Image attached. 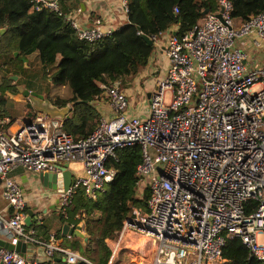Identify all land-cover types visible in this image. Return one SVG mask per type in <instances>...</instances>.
I'll return each instance as SVG.
<instances>
[{
    "label": "built area",
    "instance_id": "built-area-1",
    "mask_svg": "<svg viewBox=\"0 0 264 264\" xmlns=\"http://www.w3.org/2000/svg\"><path fill=\"white\" fill-rule=\"evenodd\" d=\"M29 2L64 16L80 39L96 41L114 30L99 20L82 27L58 0ZM121 5L127 13V0ZM232 11L231 0H217L182 35L166 30L168 66L142 116L129 113L118 82H101L96 99H105L112 114H101L86 137L75 138L63 129L64 119L41 112L15 131L0 117V179L11 210L0 221L11 243H33L47 256L42 261L0 249L3 264H55L57 257L92 264L55 234L45 240L26 225V199L12 171L55 173L67 165L72 182L56 192L65 213L78 190L96 199L117 173L107 160L134 144L141 149L136 194L148 189L149 195L145 209L132 207L123 220L116 244L124 233L136 237L132 247L143 239L133 249L139 264H223L226 237H238L248 256L264 264V65L253 54L264 45V12L239 22ZM162 33L149 37L153 44Z\"/></svg>",
    "mask_w": 264,
    "mask_h": 264
},
{
    "label": "trees",
    "instance_id": "trees-1",
    "mask_svg": "<svg viewBox=\"0 0 264 264\" xmlns=\"http://www.w3.org/2000/svg\"><path fill=\"white\" fill-rule=\"evenodd\" d=\"M67 1L58 0L64 13L70 10ZM231 1L232 15L239 22L264 12V0ZM216 6L217 0H127V21L110 34L87 41L80 39L67 19L54 11L36 10L29 0H0V28L4 29L0 33V117H13V101L7 92L20 93L19 86L32 90L37 80L49 78L71 91L70 95L49 98L57 106L72 105L63 129L75 138L86 137L100 116L93 103L101 93L99 83L118 82L120 87H125L147 65L154 44H149L142 35L151 37L173 26L177 35H182L204 15L205 9L214 11ZM35 50L39 70H33L31 65L30 54ZM261 62L264 65V57ZM47 66L52 69L46 77ZM12 75H17V79ZM28 106V115L32 116L35 113L29 102ZM140 161L138 144L119 148L107 160V166L115 168L117 173L104 191L93 200L86 198L81 190L75 193L65 213L60 210L58 217L61 223L74 227L82 224L88 237L85 242L80 237L69 239L61 227L57 232L65 235L64 247L68 248L67 241L70 249L91 263L107 264L110 249L105 239L120 231L132 207H146L148 189L142 195L136 194L135 171ZM32 226L37 236L40 231L48 232L44 224L35 222ZM222 257L226 260L223 264H259L248 256L247 248L238 237H226ZM55 264L69 263L59 260ZM74 264L90 263L78 260Z\"/></svg>",
    "mask_w": 264,
    "mask_h": 264
},
{
    "label": "crops",
    "instance_id": "crops-1",
    "mask_svg": "<svg viewBox=\"0 0 264 264\" xmlns=\"http://www.w3.org/2000/svg\"><path fill=\"white\" fill-rule=\"evenodd\" d=\"M67 3L70 6L68 13L74 16L81 26L85 28L92 27L95 25L96 21L99 20L102 27L116 29L127 21V13L123 11L121 0H68ZM171 28H176V26ZM166 36L167 32L165 30L158 36L147 65L127 82V86L121 87L127 93L131 103L132 101H135L137 96L142 95L144 92L147 99V93L154 90L158 85V82L164 77L165 70L168 66V58L163 50ZM30 56L37 57V55H34L33 53ZM262 57H264V54H261V58ZM151 83L153 84L152 89L149 87ZM21 95V92L14 95L7 92V96L13 101L11 105L13 117L12 119L7 117L9 118V124H7V127H9L11 131H15L20 124L26 122L34 115H28L29 107L26 108V106H24V109L19 107L22 100ZM28 102L31 105V102ZM93 103L100 115L112 114L105 99L95 98ZM132 106L130 105L129 107V113L137 115L135 113L137 110L135 111V108ZM32 110L37 113L33 108ZM144 111L145 110H143L142 115L144 114ZM39 173L41 172H32L27 168L20 166L12 171L11 175L21 184L23 195L26 199L27 210H31L33 212V216L31 218L33 220L32 224L38 222L39 224H44L47 227L48 232L43 234V231H40V236L38 237L46 240L48 236L53 233L57 237L58 241L64 246V237L60 236L57 232L64 224L60 222L58 217L60 213V206L57 202V190L44 186L42 184V179H39ZM45 200L46 202H44ZM10 214L11 210L2 195V181L0 179V219H7ZM0 239L10 241L9 233L3 227L2 223L0 227ZM25 255L26 256L24 257H35L42 261L47 259V256L43 253L42 248L39 246H36L35 248L27 247Z\"/></svg>",
    "mask_w": 264,
    "mask_h": 264
},
{
    "label": "water",
    "instance_id": "water-1",
    "mask_svg": "<svg viewBox=\"0 0 264 264\" xmlns=\"http://www.w3.org/2000/svg\"><path fill=\"white\" fill-rule=\"evenodd\" d=\"M208 12V9H205L204 14ZM219 15V14H218ZM3 28H0V33L3 32ZM142 37L149 43L152 44L153 41L147 36V35H142ZM14 54H17L15 51ZM13 79H17V75H12L11 76ZM19 91L22 93V95L26 98L29 99L31 102V106L36 112H41L44 113L48 116L55 117V118H61V119H66L69 117V113L72 109L71 104H66L64 106H57L52 103V101L45 95L41 94L38 92H35L31 89H27L24 86H19ZM149 92L147 93V96H149ZM72 173L67 169V165H64L62 170L60 172H41L39 173V179H42V184L47 187H51L52 189H56L59 192H62L66 190L69 185L72 182ZM59 203V199L57 200ZM33 216V212L31 210H27V216H26V225L30 226L33 222L31 219ZM1 227V223H0ZM82 225L77 224L75 227L68 224L64 223L62 225V233L65 235L69 236H77V237H82L85 240L87 237L84 235L82 231ZM27 247L30 248H35L36 246L33 243H24L22 241H17V243L13 244L10 241H4L0 239V249H6V250H15L19 252L22 256L25 255V250ZM63 260L64 258H56V261ZM0 264H3L2 261H0Z\"/></svg>",
    "mask_w": 264,
    "mask_h": 264
},
{
    "label": "rangeland",
    "instance_id": "rangeland-1",
    "mask_svg": "<svg viewBox=\"0 0 264 264\" xmlns=\"http://www.w3.org/2000/svg\"><path fill=\"white\" fill-rule=\"evenodd\" d=\"M32 53L34 55H37L36 50L33 51ZM253 54H254L255 58L257 59V61L255 59V62L262 61V58L260 56H261V54H264V45L262 47H260L258 50L253 49ZM30 60L32 61L31 65L33 67V70L41 69L40 63L38 62L37 57H32V59H30ZM51 69H52V66L46 67V72L44 73L46 77L50 73ZM152 86H153V84L151 83V85L149 87H151V89H152L153 88ZM32 90L35 92L41 93V94H45L51 100H54L58 96L63 97L66 95H70V93H71L69 88H67L66 86L60 85V84H56V83L52 82L49 78L37 80L36 83H34L32 85ZM21 97H22V100L20 102L19 107L21 109H24V106H26V108H28L29 106L27 103L29 100L22 95H21ZM69 104H71V103H69ZM130 105L131 106L133 105L132 107L135 108V111L136 110L138 111V112L137 111L135 112L137 115L142 116L143 110H145L144 112L146 113V111L148 110V102L146 99L145 92L142 95L137 96L135 101H132V103L130 102ZM19 107H18V109L20 110ZM33 113H35V112H33ZM96 214L97 213H95V215ZM81 229H82L84 235L86 237H88V235L83 230V228H81ZM61 236L65 238V235L61 234ZM118 236H119V232L116 235L105 239V243L108 245L109 249H111V257H110L108 264H139L140 257L138 255V253L137 252L134 253L135 250H131V248H130V247H132L131 243H134L136 241V237H132V235L124 233V236L122 237V239L118 242V244H116L117 240H118ZM70 237L71 236H68L69 239H71ZM80 239H82L83 242H85L87 240V239L85 240L82 237H80ZM64 240H66V239H64ZM258 240L259 241L263 240V234H258ZM77 241L81 243V240H77ZM68 243L66 241V245L68 246V248H71Z\"/></svg>",
    "mask_w": 264,
    "mask_h": 264
},
{
    "label": "bare ground",
    "instance_id": "bare-ground-1",
    "mask_svg": "<svg viewBox=\"0 0 264 264\" xmlns=\"http://www.w3.org/2000/svg\"><path fill=\"white\" fill-rule=\"evenodd\" d=\"M143 241H144V240L141 239V240L137 243V245H138V246L141 245V243H143ZM137 245H134V247H131V249L133 250ZM138 246H137V247H138Z\"/></svg>",
    "mask_w": 264,
    "mask_h": 264
}]
</instances>
